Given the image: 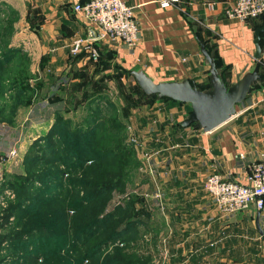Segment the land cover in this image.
I'll list each match as a JSON object with an SVG mask.
<instances>
[{"label":"crops","instance_id":"crops-1","mask_svg":"<svg viewBox=\"0 0 264 264\" xmlns=\"http://www.w3.org/2000/svg\"><path fill=\"white\" fill-rule=\"evenodd\" d=\"M13 1L8 2L17 9L27 5L37 9L41 50L45 40L56 41L58 45L48 51L62 61L63 50L59 49L66 47L65 42L87 36L90 25L72 9L80 0ZM122 1L132 8L136 44L128 47L116 40L95 41L97 58L92 60L84 53L71 64L68 61L67 69L80 67L87 59L96 61L101 52L108 51L122 67H138L153 81L187 78L198 87L207 83L208 71L198 40L207 51L215 48L216 62L228 83L254 63L253 31L259 20L228 19L224 9L233 0H179L165 8L157 0ZM5 2L0 0V8ZM259 65L260 76L236 105L235 114L210 131L176 126L187 106L170 100L154 99L131 109L123 119L129 130L126 133L145 137L141 145L148 156V181L142 189L148 188L144 194L149 197L148 241L160 249L162 264H264V236L255 226L257 217L262 230L260 214L253 207L222 213L202 188L211 173L242 178L244 166L264 153V41ZM155 192L160 193L159 201L152 197Z\"/></svg>","mask_w":264,"mask_h":264},{"label":"rangeland","instance_id":"rangeland-1","mask_svg":"<svg viewBox=\"0 0 264 264\" xmlns=\"http://www.w3.org/2000/svg\"><path fill=\"white\" fill-rule=\"evenodd\" d=\"M8 1L6 0L3 8H0V264H21V254L26 251L35 252L37 256L35 262L24 264H88L90 260L86 255V249L92 240L90 239L87 244L88 238L79 233L85 217L92 211L102 216L114 209L117 210V207L123 208L133 196L141 199V203L134 202L133 209L137 211L142 208L147 212L146 202L149 197L144 194H147L145 191L148 188L145 186L142 189V184L148 181L146 174L148 171L145 169L148 161L147 151L145 152L141 145L145 137L126 133L128 127L125 124L122 142L130 147L137 164L133 171L128 173L123 189H112L102 203L100 200H91L83 210L80 211L78 208L75 210L71 206L73 203L71 201L78 197L83 203L85 191L79 183L70 180L71 176L67 170V174L61 175L59 184L52 186L49 183V186H40V181L33 179L31 185L23 190V194L27 190L26 197L23 196L21 199L17 196L22 190L16 192L8 183L20 185L32 176L29 173L52 171L53 166L62 170L66 161L62 155L74 146V141L68 142L67 137L62 136L59 139L58 151L49 154L52 147L46 145L44 140L46 131L52 123L51 112L61 106L60 103H47L46 96L55 91L58 84L67 80L66 73L69 69L66 68V64L68 61L70 64L73 62L71 58L74 55L68 50L69 39L65 42L66 47L59 49L63 50L65 61L56 57L55 52L48 51L52 45H58L56 41L45 40L41 50L37 35L39 26H36L37 9L29 5L17 9ZM24 13L27 18L25 22L28 23L26 32L23 30ZM7 48L12 51L7 52L5 57L2 53ZM52 55L55 56L53 61L50 60ZM20 78L25 79L32 87L40 82V89H35L33 93L26 90L19 94L16 80ZM126 79L127 76H124L122 80L125 82ZM28 98L30 103L23 104ZM142 99L140 102L144 100ZM148 104L143 103L140 107ZM106 140L114 142L110 137ZM13 143L17 148V155L7 159L5 152ZM54 144L58 145L57 138ZM144 144L146 147V142ZM31 151L40 156L41 160L37 164L32 163ZM80 173L77 171L75 177H79ZM47 189L50 191L46 192ZM146 223L137 227L136 243L131 244L133 239L126 243L123 239L102 243L95 264H104L107 257L114 256L117 250L129 246L133 247L131 249L137 257H147L149 264H162L160 249H155L148 241ZM15 235H21L20 241L26 244L10 243L11 236ZM120 242L122 244H119ZM52 245L58 246V253L44 255L46 251H50Z\"/></svg>","mask_w":264,"mask_h":264},{"label":"trees","instance_id":"trees-1","mask_svg":"<svg viewBox=\"0 0 264 264\" xmlns=\"http://www.w3.org/2000/svg\"><path fill=\"white\" fill-rule=\"evenodd\" d=\"M83 1L80 0V2ZM252 19L259 20L254 28L264 26V14L247 20ZM36 26H39L38 22ZM259 35V43L262 46L264 31L260 32ZM10 50L12 51V49L7 48L2 54L6 57L7 52H10ZM83 55L84 52L80 51L73 56L74 58H71V61ZM214 62L215 66L219 67L216 62V54ZM220 69L223 82L229 84L224 80V70ZM124 76H127L125 82L122 80ZM66 77L65 82L56 86V92H50L46 96L47 103H60L61 106L52 112V123L46 131V137H44L46 145L52 147L49 154H55L58 151L60 137H67L68 142L74 141L73 148L62 155L63 159L66 160L63 165L64 168L59 170L53 166L52 171L29 173L32 176L20 185L7 183L16 192L22 190L21 194L17 193V196L22 199L23 196L26 197L27 190L23 194L24 188L29 187L33 179L39 180L40 186H49V183L53 186L59 184L61 175L63 173L67 174L68 171V175L71 176L70 180L79 183L85 191L83 203L82 199L78 197L71 201L73 202L71 206L75 210L78 208L81 211L87 207V203L91 200H100L102 203L112 189H123L128 173L132 172L137 164L130 147L128 148L122 142L125 129L123 119L129 110L143 103H152L155 95L144 94L130 75L129 69L114 61L113 56L108 51L101 52L96 61L87 59L80 67L69 69ZM16 83L19 86V94L26 90L33 93L35 89H40V82L32 87L28 85L25 79L20 78L16 80ZM206 86L207 83L198 87L202 89ZM141 99L142 102H140ZM29 100L28 98L23 104H29ZM160 100H170L183 104L167 97H161ZM188 110L187 107L186 111ZM175 125L178 126V123ZM107 137L113 138L114 142H111V140H108V142ZM56 138L58 145L54 144ZM31 157L33 164H37L41 160L40 156L34 152L31 153ZM67 162L69 163L67 164ZM77 171L81 172L79 177H75ZM49 191L50 189L46 190V192ZM135 201L141 203L139 197L133 196L126 205H123V208L117 207V210L114 209L115 211L112 210L102 216H99L96 211H92L84 218L79 233L88 238L86 243L90 239L92 240L86 249V255L90 260L88 264L96 263V255L102 243L105 244L116 239H123L125 243L129 239H133L131 244L132 242L136 243L138 237L135 232L138 231L137 227L140 224L147 222L148 213L144 212L142 208L135 211L133 209ZM141 213L144 216L141 217ZM95 234L97 236H94ZM20 239L21 235L11 236L9 242L26 244ZM131 248L133 249L129 246L117 250L114 256L105 259L104 264H149L147 257H137ZM57 249L58 246L52 245L50 251H46L44 255H56L58 253ZM36 256L37 254L32 251L23 252L21 254V264L35 262Z\"/></svg>","mask_w":264,"mask_h":264},{"label":"built area","instance_id":"built-area-1","mask_svg":"<svg viewBox=\"0 0 264 264\" xmlns=\"http://www.w3.org/2000/svg\"><path fill=\"white\" fill-rule=\"evenodd\" d=\"M178 2L179 0H157L162 8ZM72 9L97 32L98 38L74 36L68 44L71 55L83 51L95 60L97 58L95 41L98 40H116L128 47L136 44L137 27L133 20L132 8L122 0L77 1L73 3ZM261 14H264V0H233V3L224 9V15L228 19L239 22H245ZM16 155L17 148L13 143L6 150L5 158L11 159ZM238 157L241 159L242 155L239 154ZM243 173L242 178L237 180L211 173L203 180L202 188L222 213L234 214L253 207L260 214L264 236V153L259 154L256 160L248 162ZM152 197L159 201L160 193L155 192ZM158 205L161 209L160 203Z\"/></svg>","mask_w":264,"mask_h":264},{"label":"water","instance_id":"water-1","mask_svg":"<svg viewBox=\"0 0 264 264\" xmlns=\"http://www.w3.org/2000/svg\"><path fill=\"white\" fill-rule=\"evenodd\" d=\"M264 26L256 27L253 31L254 63L234 82L225 84L221 77V69L215 66V48L207 51L204 42L198 40L199 51L203 56V63L207 65V86L197 87L187 78L180 80L153 81L140 68L129 70L135 83L146 95H155V100L167 97L171 100L181 102L189 110L178 122L180 127H191L207 132L219 126L235 114L236 105L246 97L252 84L259 78V60L261 58L260 32ZM87 36L96 39L98 34L92 27H86ZM259 212L257 211V216ZM255 226L260 235L262 230L257 217Z\"/></svg>","mask_w":264,"mask_h":264}]
</instances>
